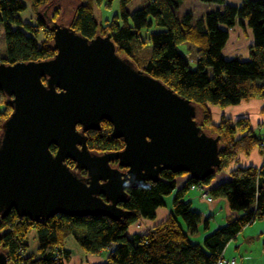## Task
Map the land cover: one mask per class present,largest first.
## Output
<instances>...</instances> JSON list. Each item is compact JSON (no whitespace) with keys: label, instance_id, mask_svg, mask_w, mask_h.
<instances>
[{"label":"trees","instance_id":"obj_1","mask_svg":"<svg viewBox=\"0 0 264 264\" xmlns=\"http://www.w3.org/2000/svg\"><path fill=\"white\" fill-rule=\"evenodd\" d=\"M76 1L63 25L87 39L108 33L119 55L128 57L137 68L200 108V117H196L198 124L219 136L221 163L214 174L227 170L229 175L228 179L210 186L207 194L211 198H224L228 208L238 214L227 216L225 223L208 233L202 242L193 241L190 235L197 232L201 222L207 228L210 216L203 218L192 208L186 195L192 185L207 184L214 174L198 182L186 172L163 170L157 181L127 191L119 206L129 214L118 220L101 215L55 214L31 221L11 209L0 217V251L8 264H64L67 251L62 244L70 234L85 253L106 249V259L100 264H216L223 257L227 243L244 226L264 217V134L257 135L247 117L222 116L213 122L210 109L253 98L264 100V0H242L238 6L224 0H201L223 5L198 18L191 11L177 16L182 0H145L132 12L127 10L131 0H118L119 12L102 23L95 20L93 6L108 7L114 0ZM49 2L28 0L34 18L25 21L18 16L25 9L23 0H0V63L43 60L54 54L51 26L60 24L56 21L58 12L55 10L44 19L39 9ZM243 20L253 34L249 57L226 59L222 48L228 31L222 25L232 27ZM143 29L148 32L145 37L141 36ZM147 42L151 45V54L144 59L137 51ZM184 42L195 47V67L190 66V59L178 48ZM10 111L9 98L0 90V128ZM261 112L264 113V106ZM84 134L87 149L94 153L117 151L124 146L122 138L112 136L106 120H101L99 129L87 130ZM256 148L262 157L259 166L234 163L227 169L239 153L247 156ZM49 149L53 152L54 146L50 145ZM65 163L74 169L71 160L65 159ZM180 175L187 178L178 187L176 179ZM174 189L171 210L164 221L146 233L126 234L128 226L138 219L154 218L156 209L164 205V196ZM31 230L36 255L27 252L26 236Z\"/></svg>","mask_w":264,"mask_h":264},{"label":"water","instance_id":"obj_2","mask_svg":"<svg viewBox=\"0 0 264 264\" xmlns=\"http://www.w3.org/2000/svg\"><path fill=\"white\" fill-rule=\"evenodd\" d=\"M51 29L50 58L0 63L11 107L0 128V217L14 209L31 221L55 214L118 220L129 214L119 206L127 191L163 170L198 182L214 174L219 136L198 124L194 103L119 55L108 33L87 39L63 24ZM101 120L122 149H87L84 133ZM0 264H8L3 251Z\"/></svg>","mask_w":264,"mask_h":264},{"label":"crops","instance_id":"obj_3","mask_svg":"<svg viewBox=\"0 0 264 264\" xmlns=\"http://www.w3.org/2000/svg\"><path fill=\"white\" fill-rule=\"evenodd\" d=\"M23 1L25 3V9L22 12H20L18 14V16L20 19L28 21V20H30L29 18L31 17V10L29 8L28 2L25 0H23ZM199 1L203 2L201 0H199ZM241 1L242 0H224V3H228L231 5L238 6L241 4ZM182 2H183V0H182ZM206 3H209L210 5L217 4L216 5L217 8H221L223 5L221 3H215V2H206ZM213 6H215V5H213ZM217 8H215V9H217ZM203 14H201V15H203ZM201 15L195 16L193 14L194 18H198ZM223 28L228 31V39H227L224 47L222 48V55L226 59H230L233 57L242 58L244 60L247 59L249 57L248 47L253 42V34H252L250 27L247 25L246 21L243 20L242 23L237 22L232 27L223 26ZM263 105H264L263 99L253 98L250 100H242L240 103H238L236 105H230V106H226L224 108L214 106V108H217V109H214V112L215 113L217 112V113H219V115H223L224 117H228L231 119H236L238 117H247L249 119L250 126H251L252 130L255 132L256 129L262 128L264 130V124H263L264 113L260 112ZM261 161H262V157L259 154L258 149L256 148V149L252 150L250 152V154L247 156L245 154L239 153L237 155L235 161L233 163L231 162L227 169L231 168L234 165V163L235 164L236 163L241 164V165L259 166L261 164ZM226 172H227V170H226ZM186 178H187L186 175L178 176L176 179L177 180V186L179 187L186 180ZM194 190H196V189H192V191H194ZM189 191H191V189ZM194 198L195 199L199 198V192L197 190H196V192L190 193L188 198L186 195V199H188V201H190L191 205L194 204V200H193ZM210 202H212V201H210ZM215 204H217V205H213L211 207V210L213 209L215 211V208H217V206H223V205L225 208L224 210H226L225 219L220 220V221H222V223L224 221H226L227 216H229V215L234 216L235 213H233L232 211H227L228 205H227V202L224 198H220L219 201L216 202ZM171 205H172V200H170L169 198L165 199L164 205L160 206L156 209L154 218H152V219H148V218L138 219L137 221L133 222L132 224H130L128 226V228L126 230V234L128 236H132L133 234L146 233L154 225L164 221L167 218V216L169 215L170 210H171ZM200 213H201L203 218L207 217V216H205L206 213L205 214L203 212H200ZM236 214H238V213H236ZM208 216H210V219H209L207 228H204V226L199 224L197 232L190 235V237L193 241L202 242L203 240L200 241L202 236L205 237L212 230H214L218 226H221L225 223L224 222L223 224H220L219 222L215 221L216 215H215V213H213V211ZM250 224H252V223H250ZM250 224H248L245 228L250 226ZM240 232L242 233L243 231L241 230ZM238 234L239 233H237V235ZM33 237H34V233H33ZM229 242L227 243L226 247L224 248L223 257L225 259L228 257H231V258H235V260H237L236 259L237 256L232 255V253H229L228 255H226L228 247H229ZM62 248L67 251V255H66L64 264H100V263L105 261L106 256H107V250L106 249H102L96 253H85L84 251H82L80 249V247L77 245V243L75 242V240L73 239V237L70 234H67L64 237Z\"/></svg>","mask_w":264,"mask_h":264},{"label":"rangeland","instance_id":"obj_4","mask_svg":"<svg viewBox=\"0 0 264 264\" xmlns=\"http://www.w3.org/2000/svg\"><path fill=\"white\" fill-rule=\"evenodd\" d=\"M28 2V0H25ZM76 0H50L49 3L41 6L39 9L41 12L43 11L44 19H46V16H50L53 11L56 10L58 12L56 21L59 22L60 24H65L66 21L68 20L69 16L71 15L72 9L74 5L76 4ZM145 0H131L128 5H127V10L132 12L133 10L139 8L144 4ZM217 5V4H213ZM210 5L209 3L206 2H200L199 0H183V2L180 4L178 9L176 10L177 16L181 17L186 11H191L195 16L201 15L204 12L208 10H212L217 8V6ZM120 10L119 2L118 0H114L110 3L108 7H103L101 4L100 5H94L93 6V16L97 22H103L105 19H109L112 15L115 13H118ZM34 18L33 14L31 13V17L29 18L32 20ZM49 20V18H48ZM224 25H222L223 28ZM154 30H160V27H154ZM148 32L143 29L141 31V36L145 37L147 36ZM179 50L184 53L189 59H190V66L195 67V47L187 42L181 43L178 45ZM137 53L144 59H148L151 54V45L149 42H147L142 48H139ZM225 58V57H224ZM241 60H244L242 58H239ZM264 106V105H263ZM219 107V106H218ZM211 109V116L213 122H218L219 119L223 115H219V113H215L214 106L210 107ZM200 108L197 106V117H200ZM261 112V111H260ZM264 121V120H263ZM207 133L211 135H215L214 132L209 131V129H205ZM257 135L262 136L264 133V130L261 129H256L255 131ZM229 178L228 173L226 170H220L217 171L212 179L210 180L209 183H202L199 189H196L199 192V198H194V204H192V208L203 212L205 216H208L210 213H215V221L219 222L220 224H223L222 219H225L226 217V210H224V205L223 206H217L215 208V211L211 207L215 204L216 202L219 201L220 198H213L212 197V202L206 200L205 198L201 197L202 193H208V188L220 181L226 180ZM177 189V187H176ZM176 189H174L170 194L164 196V200L169 198L172 200ZM196 190L189 191L187 194V198L189 197L190 193L196 192ZM209 195V194H207ZM227 211L229 210L227 206ZM236 215L237 212L232 211ZM203 226V223H200ZM247 226V225H246ZM246 226L243 227L242 233L239 232V234L235 237V239H231L229 242V247L227 250L226 255L229 253H232V255L237 256V260L233 264H264V217L262 219H258L252 222L250 226L245 228ZM217 227V226H216ZM219 227V226H218ZM204 236L201 237L202 241ZM26 241H27V252L28 253H33L36 255V243H35V238L33 237V232L32 230L27 233L26 236ZM227 260H231V257L226 258ZM235 259V258H234Z\"/></svg>","mask_w":264,"mask_h":264},{"label":"built area","instance_id":"obj_5","mask_svg":"<svg viewBox=\"0 0 264 264\" xmlns=\"http://www.w3.org/2000/svg\"><path fill=\"white\" fill-rule=\"evenodd\" d=\"M263 124H264V121H263ZM199 188H200L199 184L198 185H192L191 186V189H199ZM201 197L202 198H205L208 201H211L212 200V198L210 196H208L207 193H202L201 194ZM234 262H235V259L234 258H232L231 260H227L224 257H221L220 259H218V261L216 262V264H233Z\"/></svg>","mask_w":264,"mask_h":264}]
</instances>
